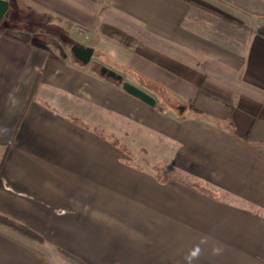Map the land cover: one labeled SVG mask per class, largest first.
I'll return each instance as SVG.
<instances>
[{
  "label": "crops",
  "instance_id": "crops-1",
  "mask_svg": "<svg viewBox=\"0 0 264 264\" xmlns=\"http://www.w3.org/2000/svg\"><path fill=\"white\" fill-rule=\"evenodd\" d=\"M9 3L27 22L0 21V213L44 240L0 227V264H264V0ZM41 18L134 37L108 59L156 105Z\"/></svg>",
  "mask_w": 264,
  "mask_h": 264
},
{
  "label": "rangeland",
  "instance_id": "rangeland-1",
  "mask_svg": "<svg viewBox=\"0 0 264 264\" xmlns=\"http://www.w3.org/2000/svg\"><path fill=\"white\" fill-rule=\"evenodd\" d=\"M16 9L17 7L13 5V7L8 10V16L6 17L9 18L14 15H20L19 13H17ZM26 22L27 21L25 20V18L20 15L11 23V26L22 27L25 26ZM40 22H42V25L39 26L41 28V33L46 36H49L45 38L49 40V42H51V45L56 50L60 51L59 53H65V55L71 54V46L74 44L82 46L94 45L96 46V53L93 58H98L101 62H105V64H108L109 66L111 65L115 71H118V69L122 70L120 69L119 63H122L124 67H126V64H124L125 62L123 63L122 60H109L110 58H115L119 56L121 57L120 53H115L117 50L114 46H119L125 49L126 46H134L135 42V38L128 34H116L115 32H112L114 36H108L106 34H103L102 32L100 34H89V32H86V29H70V27H66L63 22L55 20L53 21L49 19L44 22V18H41ZM4 28L8 29L6 24H4ZM100 52H102L101 55H99ZM0 227H4L7 230L9 229L13 231V229L1 223Z\"/></svg>",
  "mask_w": 264,
  "mask_h": 264
},
{
  "label": "water",
  "instance_id": "water-1",
  "mask_svg": "<svg viewBox=\"0 0 264 264\" xmlns=\"http://www.w3.org/2000/svg\"><path fill=\"white\" fill-rule=\"evenodd\" d=\"M10 6L9 0H0V21L3 20L6 12L8 11ZM72 53L84 64L88 63L93 54H94V47L93 46H82L74 44L71 46ZM101 73L113 79H116L122 84V87L130 94L136 96L143 102L147 103L148 105L154 106L156 105V98L151 95L149 92L143 90L142 88L138 87L137 85L127 81L123 78V76L118 73L117 71L107 67H101Z\"/></svg>",
  "mask_w": 264,
  "mask_h": 264
},
{
  "label": "trees",
  "instance_id": "trees-1",
  "mask_svg": "<svg viewBox=\"0 0 264 264\" xmlns=\"http://www.w3.org/2000/svg\"><path fill=\"white\" fill-rule=\"evenodd\" d=\"M34 28H38L37 26L34 27ZM105 30L106 29H112L113 32L115 33H118V34H122V31H120L119 29L117 28H114V27H110L108 25L104 26L103 27ZM118 83H120L119 81H117ZM121 84V83H120ZM171 104H173L175 107H177L178 109L180 110H185L186 108L188 109H192L193 111H196L198 112V109L195 107V104L193 101H189L187 103L185 102H180L178 101L177 99H173L171 100ZM0 223L5 225V226H8L10 227L11 229L15 230L16 232L22 234V235H25L31 239H36V240H39V241H43V237L38 234L36 231H34L33 229H31L30 227H28L27 225L13 219V218H10L4 214H1L0 213ZM66 255H68L69 257L73 258L74 260H76L77 262H79L80 264H85L81 259H79L78 257L74 256V255H71V254H68L66 253Z\"/></svg>",
  "mask_w": 264,
  "mask_h": 264
},
{
  "label": "clouds",
  "instance_id": "clouds-1",
  "mask_svg": "<svg viewBox=\"0 0 264 264\" xmlns=\"http://www.w3.org/2000/svg\"><path fill=\"white\" fill-rule=\"evenodd\" d=\"M191 256L192 257H195L196 256V253L195 252L191 253ZM189 264H190V261H189Z\"/></svg>",
  "mask_w": 264,
  "mask_h": 264
}]
</instances>
